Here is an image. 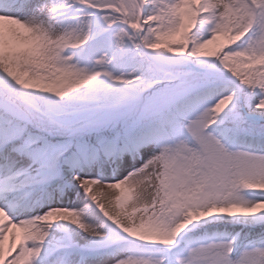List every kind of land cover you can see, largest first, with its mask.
Segmentation results:
<instances>
[{
  "label": "snow or ice",
  "instance_id": "6c2138e0",
  "mask_svg": "<svg viewBox=\"0 0 264 264\" xmlns=\"http://www.w3.org/2000/svg\"><path fill=\"white\" fill-rule=\"evenodd\" d=\"M0 264H264V0H0Z\"/></svg>",
  "mask_w": 264,
  "mask_h": 264
}]
</instances>
